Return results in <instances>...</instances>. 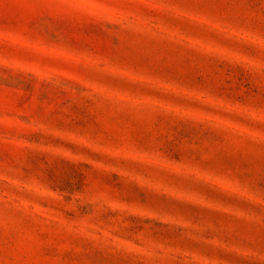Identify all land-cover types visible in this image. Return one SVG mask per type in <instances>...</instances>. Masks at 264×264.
<instances>
[{
    "label": "rangeland",
    "instance_id": "1",
    "mask_svg": "<svg viewBox=\"0 0 264 264\" xmlns=\"http://www.w3.org/2000/svg\"><path fill=\"white\" fill-rule=\"evenodd\" d=\"M0 264H264V0H0Z\"/></svg>",
    "mask_w": 264,
    "mask_h": 264
}]
</instances>
